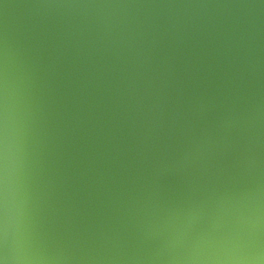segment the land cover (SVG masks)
Wrapping results in <instances>:
<instances>
[{
	"label": "clouds",
	"instance_id": "1",
	"mask_svg": "<svg viewBox=\"0 0 264 264\" xmlns=\"http://www.w3.org/2000/svg\"><path fill=\"white\" fill-rule=\"evenodd\" d=\"M0 264H264V0H0Z\"/></svg>",
	"mask_w": 264,
	"mask_h": 264
}]
</instances>
